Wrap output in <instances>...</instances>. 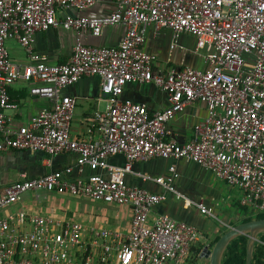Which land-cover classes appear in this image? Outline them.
<instances>
[{
    "label": "built area",
    "instance_id": "2783aa9c",
    "mask_svg": "<svg viewBox=\"0 0 264 264\" xmlns=\"http://www.w3.org/2000/svg\"><path fill=\"white\" fill-rule=\"evenodd\" d=\"M95 3L0 0V153L29 150L51 157L75 153L78 172L73 180L69 176L74 168L68 167L3 186L0 264H197L195 258L206 259L202 253L209 249L195 254L202 239L198 227L166 214L149 223L152 208L166 199V192L217 219L202 198L189 199L175 188V165L166 178L141 175L163 187L164 194L127 185L119 177L82 174L85 169L106 173L111 170L109 158L115 156L125 159L120 174L131 173L137 162L185 160L240 189L242 205L264 213V0H115L113 11L103 17L59 16ZM114 25L126 30L117 46L85 43L88 34L99 37ZM151 25L171 30L174 40L186 32L197 38L198 45L210 43L212 51L204 56L207 67L157 70L155 57L143 49ZM59 27L76 34L72 55L66 63L47 65L34 54V35ZM9 40H16L33 63H15ZM84 77L99 78L109 107L84 135L73 137L75 101L62 91ZM18 81L30 83V93L51 106L12 131L3 110L15 107L8 89ZM130 83L153 84L167 94L168 106L150 113L145 104L123 100ZM195 102L204 103L207 114L195 123L190 139L179 143L170 136L168 125ZM30 191L128 205L129 230L122 234L87 228L79 220L23 211L1 215Z\"/></svg>",
    "mask_w": 264,
    "mask_h": 264
},
{
    "label": "crops",
    "instance_id": "0c3cea01",
    "mask_svg": "<svg viewBox=\"0 0 264 264\" xmlns=\"http://www.w3.org/2000/svg\"><path fill=\"white\" fill-rule=\"evenodd\" d=\"M114 6L115 0H96V3L88 9L70 8L64 10L59 16L60 18L77 15L103 17L111 13ZM125 31L122 25L107 27L99 37L88 34L85 43L96 46H117L124 38ZM75 39L76 34L73 31L61 27L37 32L33 39V51L36 57L47 65L63 64L72 55ZM7 48L11 59L18 65L25 66L33 63L26 50L16 40L7 41ZM143 49L155 57L154 64L157 70L167 71L185 66L205 69L207 65L204 62V56L212 51V45L208 42L198 45L197 38L186 32L181 33L174 40L171 30L166 28L155 30L151 25L147 28ZM30 87V83L18 81L8 89L10 102L15 107L5 109L3 112L8 118V127L12 131L27 125L43 109L51 106L47 99L32 95ZM62 93L75 101L71 123L73 137L84 135L87 128L95 123L96 116L108 110L109 98L101 92L98 77H84L66 87ZM122 99L145 104L150 113L168 106L167 94L153 84L130 83L125 87ZM206 114V105L202 102L187 106L169 123L170 136L179 143L188 141L195 123L205 118ZM76 159L75 153H65L54 157L29 150L0 153V181L2 182L0 193L5 185L25 178L34 179L55 171H63L68 167L74 168L69 176L73 180L78 177ZM108 162L111 170L106 173L85 169L82 176L87 178L98 173L106 178L119 177L127 185L139 186L157 194H164V188L153 181L143 179L141 175L166 178L170 176V166L175 165L178 175L173 182L175 188L189 199L202 198L206 207L212 210L217 219L213 220L212 217L201 214L197 208L179 196L166 192V199L152 208L149 223H152L160 214H166L198 227L202 233V239L194 249L195 254L204 247L212 249L215 238L220 237L229 227L260 214L242 205L243 194L240 189L228 185L193 162L156 158L137 162L132 166L131 173L122 174L118 173V170L125 166L123 156L111 157ZM22 211L28 215L41 214L63 220L75 219L84 223L87 228H108L122 234L128 232L132 220V211L128 205L106 204L47 191H30L23 194L18 203L2 210L1 215ZM195 260L198 264L204 259L195 258Z\"/></svg>",
    "mask_w": 264,
    "mask_h": 264
},
{
    "label": "water",
    "instance_id": "95a60500",
    "mask_svg": "<svg viewBox=\"0 0 264 264\" xmlns=\"http://www.w3.org/2000/svg\"><path fill=\"white\" fill-rule=\"evenodd\" d=\"M262 233H264V219H255L239 223L235 226L229 227L213 245V248H206L202 255L209 260L210 264H222L223 255L227 246L235 238L245 235L248 237L246 244V264H252L254 246L259 242L257 236Z\"/></svg>",
    "mask_w": 264,
    "mask_h": 264
},
{
    "label": "trees",
    "instance_id": "16d2710c",
    "mask_svg": "<svg viewBox=\"0 0 264 264\" xmlns=\"http://www.w3.org/2000/svg\"><path fill=\"white\" fill-rule=\"evenodd\" d=\"M255 219H264V213L256 215L255 218H246L242 221V223ZM220 237L218 236L215 238L211 247H213ZM247 240L248 237L242 235L231 241L223 255L222 264H246ZM260 240L264 242V233L261 234ZM252 264H264V245L259 242H257V244L254 246Z\"/></svg>",
    "mask_w": 264,
    "mask_h": 264
},
{
    "label": "rangeland",
    "instance_id": "374dc122",
    "mask_svg": "<svg viewBox=\"0 0 264 264\" xmlns=\"http://www.w3.org/2000/svg\"><path fill=\"white\" fill-rule=\"evenodd\" d=\"M221 218V217H220ZM214 220V219H213ZM233 224V223H232ZM260 236H261V234H259L258 236H257V239L259 240V243H260ZM257 244V243H256ZM255 244V245H256ZM198 264H210L209 263V261H208V259H204V260H201V261H199V263Z\"/></svg>",
    "mask_w": 264,
    "mask_h": 264
}]
</instances>
